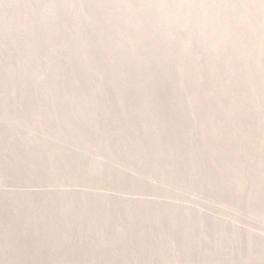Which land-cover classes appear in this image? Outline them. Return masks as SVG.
<instances>
[{"label":"rangeland","instance_id":"rangeland-1","mask_svg":"<svg viewBox=\"0 0 264 264\" xmlns=\"http://www.w3.org/2000/svg\"><path fill=\"white\" fill-rule=\"evenodd\" d=\"M0 264H264V0H0Z\"/></svg>","mask_w":264,"mask_h":264}]
</instances>
